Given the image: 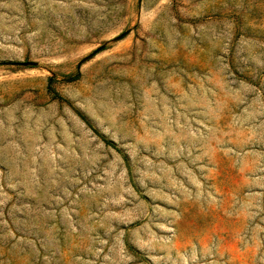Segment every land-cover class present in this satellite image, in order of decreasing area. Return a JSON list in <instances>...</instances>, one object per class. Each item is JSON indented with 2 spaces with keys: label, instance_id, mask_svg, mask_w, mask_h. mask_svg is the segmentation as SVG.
I'll return each mask as SVG.
<instances>
[{
  "label": "rangeland",
  "instance_id": "1",
  "mask_svg": "<svg viewBox=\"0 0 264 264\" xmlns=\"http://www.w3.org/2000/svg\"><path fill=\"white\" fill-rule=\"evenodd\" d=\"M0 264H264V0H0Z\"/></svg>",
  "mask_w": 264,
  "mask_h": 264
},
{
  "label": "water",
  "instance_id": "2",
  "mask_svg": "<svg viewBox=\"0 0 264 264\" xmlns=\"http://www.w3.org/2000/svg\"><path fill=\"white\" fill-rule=\"evenodd\" d=\"M121 37H118V39ZM12 64H16V66H34L36 63H32V62H10Z\"/></svg>",
  "mask_w": 264,
  "mask_h": 264
}]
</instances>
